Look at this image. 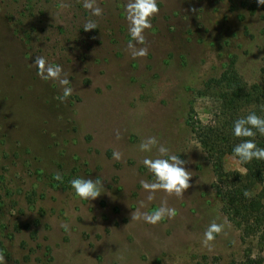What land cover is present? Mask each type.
Listing matches in <instances>:
<instances>
[{
    "label": "rangeland",
    "instance_id": "1",
    "mask_svg": "<svg viewBox=\"0 0 264 264\" xmlns=\"http://www.w3.org/2000/svg\"><path fill=\"white\" fill-rule=\"evenodd\" d=\"M97 3L100 17L83 0H0V255L7 264L240 261L247 245L223 212L189 121L213 118L217 102L204 85L232 60L245 82L264 85V6L158 0L140 45L129 33V0ZM89 20L97 28L86 32ZM129 44L148 55L133 58ZM38 56L71 81L63 102L62 88L37 75ZM153 136L186 161L192 179L183 198L158 191L150 201L141 187L154 181L142 161L158 151L139 145ZM225 168L244 172L233 156ZM76 177L99 178L101 196L75 195ZM165 202L175 217L132 220ZM212 222L224 229L206 247Z\"/></svg>",
    "mask_w": 264,
    "mask_h": 264
},
{
    "label": "trees",
    "instance_id": "2",
    "mask_svg": "<svg viewBox=\"0 0 264 264\" xmlns=\"http://www.w3.org/2000/svg\"><path fill=\"white\" fill-rule=\"evenodd\" d=\"M204 86L205 96L217 102L213 118L207 123L189 121V126L211 163L223 212L247 245L244 257L231 264H264V161L241 164L244 172L225 168V158L233 156L232 149L240 142L232 134L233 122L252 112L264 117V85L245 82L232 60L218 78ZM255 142L264 148V136L257 134ZM213 262L220 264V259L215 257Z\"/></svg>",
    "mask_w": 264,
    "mask_h": 264
},
{
    "label": "clouds",
    "instance_id": "3",
    "mask_svg": "<svg viewBox=\"0 0 264 264\" xmlns=\"http://www.w3.org/2000/svg\"><path fill=\"white\" fill-rule=\"evenodd\" d=\"M257 4L264 6V0H257ZM83 7L90 10L91 15L100 17L103 14L102 8L97 0H83ZM127 20L129 22V33L137 44L145 43V31L152 28L151 20L159 13L158 0H129L126 6ZM97 28L94 21L89 20L83 25L84 31H91ZM133 58L145 57L148 55L147 47L137 48L129 44ZM34 66L37 69V75L45 81H52L58 84L63 95L61 101L71 96L73 89L70 86L71 81L64 73L62 66L50 63L44 56L35 57ZM232 134L240 138V142L232 149V155L240 164H247L256 161H264V148H261L255 142L257 134L264 136V117L258 116L255 112L245 117L236 119L233 122ZM140 151L151 153L154 148L158 155L155 158L145 157L143 165L153 175L154 181H141V187L149 192L148 200L154 199V193L164 191L169 195H175L177 198H183L184 193L191 187V172L185 167L186 161L181 156L172 154L170 149L160 144L156 137H149L139 145ZM113 158L121 159L119 152H113ZM71 188L75 195L82 200L94 201L101 196L103 185L100 179L93 181L82 177L73 178L70 181ZM143 206V205H142ZM176 210L167 206L166 202L150 213L134 212L132 220L143 219L146 223L156 225L165 218H173ZM224 225L212 222L204 232L203 244L209 247V242L215 239V235L223 231ZM0 264H7L3 255H0Z\"/></svg>",
    "mask_w": 264,
    "mask_h": 264
}]
</instances>
